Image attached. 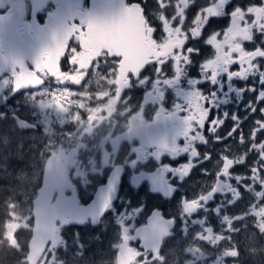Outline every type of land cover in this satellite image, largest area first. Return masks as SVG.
Returning <instances> with one entry per match:
<instances>
[{
  "label": "flooded vegetation",
  "instance_id": "1",
  "mask_svg": "<svg viewBox=\"0 0 264 264\" xmlns=\"http://www.w3.org/2000/svg\"><path fill=\"white\" fill-rule=\"evenodd\" d=\"M95 1L103 4L102 8L109 13L116 12L119 3L118 0H92V3L91 0L0 1V79L9 76L14 80L19 64L29 71L35 70L36 59L53 43L49 45L47 40L51 36L48 32L52 31L50 24L64 26V29L72 23L79 24ZM134 2L141 4L156 28L153 38L162 42L166 34L157 18L158 0H129V3ZM177 2L171 0V6L165 11L168 18L175 15ZM123 3L127 4L128 0ZM212 3L213 0H189L184 23L173 22V26H180L189 37L183 49L185 54L188 47L199 52L191 55L192 60L181 67L170 85L163 80L174 75L171 60L160 66L163 73L159 75L155 71L158 65H147L141 75L133 77L121 90L115 73H110L111 60H101L88 71L89 58L81 52L72 58L87 71L86 77L83 73L76 77L84 79L82 84L61 85L54 78H45L37 88L17 90L21 94L46 87H51L49 91L53 86L64 87V107L57 115H64V141L56 143L57 149H64V166L67 165L70 180L64 194L75 193L79 206L88 205L97 194L100 204H107L96 221L88 217L82 225L64 226L62 230L64 242L68 241L69 230L77 232L84 244L86 238L88 244L94 241L85 248L88 264H128L126 256H122L127 248L140 254L136 264H264V197H255L258 184L247 189L242 185L257 159L255 154L246 155L254 121L264 116L259 111L249 115L240 130L222 142H216L215 136L207 130L211 127V118H223L226 113L225 124L218 129L220 136H226L235 126L231 117L236 115L243 119L245 105L255 94L238 95V90L253 84L259 88L258 78L244 81L226 79L221 74L215 82L217 95L211 105L210 119L202 130L208 143L196 141L193 144L191 138L182 134L189 93L212 91V85L206 83L201 71V63L215 54L206 40L217 31L222 39L223 30L230 24V16L221 9V15L210 18L201 29L199 38L191 37L190 28L195 27L193 20ZM262 3L264 0H230L225 12L230 13L237 6L246 10ZM59 9L54 23L52 15ZM262 39L264 37L256 34L254 42H245L244 47L253 50ZM10 43L13 45L9 47ZM31 43V49H21ZM73 47L79 50L78 42L70 39L67 51ZM260 63L264 64V60ZM60 66L62 70H71L69 56L61 58ZM231 70L238 71L239 65H232ZM51 101L58 102L55 98ZM241 133L246 140L243 145L239 143ZM261 141H264V132L257 134L256 142ZM226 145L230 146L226 153L230 158L246 155V159L221 180L215 173ZM191 146H195L201 156L211 154L212 159L192 158L188 151ZM186 167L189 173L181 176L178 170ZM215 181L213 194L198 202L195 210L186 211V203L210 190ZM233 191L236 196L232 195ZM157 221L165 224L163 234Z\"/></svg>",
  "mask_w": 264,
  "mask_h": 264
},
{
  "label": "snow or ice",
  "instance_id": "2",
  "mask_svg": "<svg viewBox=\"0 0 264 264\" xmlns=\"http://www.w3.org/2000/svg\"><path fill=\"white\" fill-rule=\"evenodd\" d=\"M159 11L157 18L162 22L163 37L162 42H157L153 38L156 28L152 26L151 21L146 17L145 10L140 3L124 4L118 14L113 17L103 18L87 16L82 18L80 23H72L60 35H53L52 46L45 48L35 61V70L29 71L22 64H19L18 72L14 73L13 88L19 90L23 82L29 87L41 86L45 82V78H54L55 82L64 85L66 82L80 85L84 81L83 78L76 77L83 73V77L87 76V71L73 60V56L78 53H85L89 58L87 70L90 71L92 66L99 65L101 60L107 62L112 61L110 73H115L118 78L117 82L122 90L126 87L129 81L138 75H141L142 70L147 65H158L155 71L159 75L163 73L162 67L167 61H172L174 75L171 79H164L165 84H172L179 75L182 66H187L192 60L191 55L199 52V49L188 47L186 54L183 51L186 41L189 39L185 31L180 26H173V22L179 20L180 24L184 23L185 10L189 7V0H178L175 5V15L168 18L165 11L171 6V0H158ZM230 0H213L211 6L203 8L201 14H198L193 20L195 27L190 28L191 37L199 38L201 29L206 25L210 18L219 17L221 9L224 14L230 16L229 26L223 30L222 39L219 37V31L211 34L206 40V44L214 49V56L206 59L201 63V71L205 77L206 83L212 85V91L208 94L205 92L193 90L189 93L187 105L184 109L187 112L183 120L184 131L183 135L191 138L193 144L196 141L200 143H208L202 130L205 129L206 121L210 119L212 112V103L216 100V81L223 74L226 79H239L248 81L249 78L254 80L258 78L259 88L256 84L246 85L238 90L240 93H254V99L249 100L245 105L246 115L241 117L233 115L232 121L235 122L226 134L220 136L218 129L225 124L227 114H223V118H211L208 132L215 136L216 142L226 141L232 138L241 128L248 116L259 111L264 116V107H258L264 104V64L260 61L264 60V39L260 45L254 47L253 50H247L244 47L245 42H254L256 34L264 37V3L253 4L245 9L237 6L230 13L225 12L226 5ZM70 39L78 42L79 50L75 47L68 52ZM69 56L70 71L61 69V58ZM18 63V62H14ZM232 65H239L238 71H232ZM199 79V78H198ZM193 83V81H190ZM179 110V108H178ZM255 127L251 131L250 147L247 153L255 154L257 157L254 166L250 167V175L242 180L243 189L256 187L259 185V190L255 191V197L259 199L264 197V141L256 142L257 134L264 132V119H256ZM245 136L241 133L239 143L245 144ZM188 151L192 158L203 159L210 161L211 154L205 153L201 156L195 146L189 147ZM230 151V146H225L223 152L218 158L219 169L215 173L221 180L230 174V170L235 165H240L245 162L246 155H241L239 158H230L226 153ZM181 176L189 173V168L179 169ZM207 171V170H206ZM239 179V177H237ZM250 181V182H249ZM216 181L211 185L210 190L196 199L186 203V211H193L198 207V202L207 200L216 190ZM240 187V185H238ZM233 196L237 193L233 191ZM107 203V202H106ZM228 219L227 216L224 217ZM161 234L165 232V224L163 221H157ZM210 232V230H207ZM127 239V238H126ZM139 253L132 248H127L122 253L126 256L128 264H136L139 258Z\"/></svg>",
  "mask_w": 264,
  "mask_h": 264
},
{
  "label": "rangeland",
  "instance_id": "3",
  "mask_svg": "<svg viewBox=\"0 0 264 264\" xmlns=\"http://www.w3.org/2000/svg\"><path fill=\"white\" fill-rule=\"evenodd\" d=\"M13 81L9 76L0 79V110L3 109L9 113V115L0 113V117L7 122L16 123V129L21 131V138L31 147L29 160L32 169L24 178L32 187L25 193L23 200H16L13 196L6 195L4 191L5 185L1 182L7 176V172L13 171L6 170L9 159L5 157L7 155H5L4 143L8 136L5 131L3 137H0L3 143V146L0 145V249L5 248L16 255L21 251L22 245H25V250L21 262L12 259L3 260L0 254V264H28L24 259L32 224L31 199L34 196L29 198V193L40 181L42 165L46 157L56 151L57 141H64V115L57 116L61 113L60 109L64 107V87L53 86L51 91H49L51 87H46L32 93L18 94L17 89L13 88ZM53 98L57 99L56 104L51 101ZM20 110L23 111L19 113ZM35 154L36 159L33 160L32 157ZM15 177L19 175L16 174ZM74 232L69 230L68 241L64 242L63 237L62 243L48 254L44 264H88L90 262V260L86 261L85 248L94 244V241L88 244L86 238L84 244L81 242V236Z\"/></svg>",
  "mask_w": 264,
  "mask_h": 264
},
{
  "label": "water",
  "instance_id": "4",
  "mask_svg": "<svg viewBox=\"0 0 264 264\" xmlns=\"http://www.w3.org/2000/svg\"><path fill=\"white\" fill-rule=\"evenodd\" d=\"M118 1L114 13L104 10L102 8L103 4L98 5L95 1L87 16L113 17L118 14L122 7V0ZM52 17H55V15ZM64 30V26L56 28L53 25L51 39L54 34L58 36ZM12 45L13 43H10L9 47ZM34 87L37 86L29 87L22 82L20 89ZM69 184L67 165L64 166V149L59 147L55 153H51L44 161L40 184L31 199V236L27 243L25 258L28 264H37L41 258L39 264H44L47 253L60 244L62 240L61 232L64 226L82 225L88 217L96 221L107 206V204H100L101 198L98 194L88 205L79 206L75 193L69 196L64 194Z\"/></svg>",
  "mask_w": 264,
  "mask_h": 264
},
{
  "label": "trees",
  "instance_id": "5",
  "mask_svg": "<svg viewBox=\"0 0 264 264\" xmlns=\"http://www.w3.org/2000/svg\"><path fill=\"white\" fill-rule=\"evenodd\" d=\"M23 110H20L21 113ZM0 113H5L9 115L5 110L1 109ZM17 116V114H16ZM17 124L11 123L10 121H5L0 117V137L7 131V140L4 143L5 157H8V162L6 163V170H13L12 172H7L6 177L2 180L1 184L5 185L4 191L6 195L13 196L16 200H23L25 198V193L32 187L28 185V182L25 180L24 176L27 172H31L30 168V151L31 147L28 145V142H25L21 137V131L16 129ZM20 137V139H19ZM0 145L3 146V143L0 139ZM36 154L32 157L35 160ZM28 158V159H27ZM39 165V164H38ZM19 177H15L16 174ZM40 181L37 185H34L29 193V198H31L35 190L37 189ZM7 187V188H6ZM25 250V245L21 246V251L16 254H11L7 249L1 248L0 254L3 260H18L22 261L23 253Z\"/></svg>",
  "mask_w": 264,
  "mask_h": 264
}]
</instances>
